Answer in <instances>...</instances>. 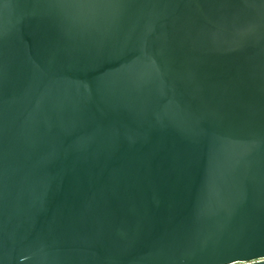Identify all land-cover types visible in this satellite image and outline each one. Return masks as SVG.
<instances>
[{
  "label": "water",
  "instance_id": "water-1",
  "mask_svg": "<svg viewBox=\"0 0 264 264\" xmlns=\"http://www.w3.org/2000/svg\"><path fill=\"white\" fill-rule=\"evenodd\" d=\"M0 264H264V0H0Z\"/></svg>",
  "mask_w": 264,
  "mask_h": 264
}]
</instances>
